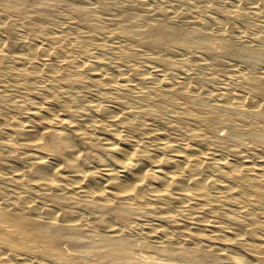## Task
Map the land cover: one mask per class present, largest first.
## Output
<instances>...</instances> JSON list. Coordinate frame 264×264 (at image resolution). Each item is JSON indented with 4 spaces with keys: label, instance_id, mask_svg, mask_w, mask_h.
<instances>
[{
    "label": "bare ground",
    "instance_id": "1",
    "mask_svg": "<svg viewBox=\"0 0 264 264\" xmlns=\"http://www.w3.org/2000/svg\"><path fill=\"white\" fill-rule=\"evenodd\" d=\"M90 1L0 0V264H264V73L183 58L264 60L222 38L260 5Z\"/></svg>",
    "mask_w": 264,
    "mask_h": 264
},
{
    "label": "rangeland",
    "instance_id": "2",
    "mask_svg": "<svg viewBox=\"0 0 264 264\" xmlns=\"http://www.w3.org/2000/svg\"><path fill=\"white\" fill-rule=\"evenodd\" d=\"M101 1L107 2L109 0H105V1L101 0ZM129 1H131V3L136 7L135 12L139 16L146 17V19H148V21L150 20V22L154 21L157 18H161L162 20H165V21H172L173 20L169 17H160L158 15L156 16V15H152V14L143 12V10H141L140 7H138V5H136L137 0H129ZM199 1H200V4L198 3L199 5L197 4L198 6L194 7L193 4H191L193 2V0H170V4L174 3L175 5H178V7L176 8V14H177L178 18H175L174 21L177 24H179L180 26L185 27V28L193 27L192 24H193L194 20L195 21H197V20L203 21L210 14H218V15L223 14L224 8H222V6H223L224 1L230 2V4L232 5V4L236 3L237 1H244V0H199ZM248 1L251 2V4L260 5L261 8L259 9L258 15L257 16H252L251 14L247 15L248 18L246 20V24H244L245 25L244 26V32H242V34H240V37H238V35H236L235 33H233V34L227 33V34H224L222 36V38H224V39L227 38L229 40L231 39L232 42H235V44L239 45L242 48L263 49L264 50V44H261L260 42H258V37L260 35L264 34V0H248ZM90 2H89L90 6L91 5L95 6L94 0H91ZM168 6H169L168 4H162L161 5V7L165 8V9H166V7L168 8ZM242 7H243L244 11L248 12L249 8H248L247 4H245V3L242 4ZM111 10H112L111 7L107 6L106 8L103 9V13L106 12L109 15H111L110 13L112 12V15H114L115 12L113 10L112 11ZM225 12L227 13L225 15L230 19L231 22L238 20V16L236 15L235 12H233L231 10H227ZM108 14H106V15H108ZM181 16H183V17H181ZM105 17L106 16H104V18ZM184 17H186V18H184ZM113 18L115 19L116 17L113 16ZM106 19H108V17H106ZM215 37H217V39L219 40L218 35L215 34ZM217 39H215V41H217ZM186 54H185V56L183 54L181 56L174 57L173 61L175 63L179 64L181 62L180 57L182 58L184 56L183 58L186 59L184 64L186 66H189V68H191L190 71H192V72L194 71L193 73H197L193 69H197V67H198L197 65H199V68L197 69V70H199L198 71V73H200L199 75L202 78L206 79L207 74L211 73L208 75H210L213 78L214 83L213 82L212 83H213V86L215 88H221L223 86V83H224L223 81H224V78L226 76H229V77L232 76L233 78H236V80H239L240 77H248V76L249 77H257L260 74L262 75L264 73V60L263 59H262V61L257 60L258 62L255 60L256 62L253 63L254 60H251L252 62H250V60H248V61L242 60L237 56H234V57L230 56L232 59H230L229 56H228V58L223 56L224 58L219 57L216 60H213L211 62L207 61V62H209V64L207 65L203 62L198 63V58L195 55L188 54V53H186ZM192 56H193V58H192ZM137 58H139V56H137ZM175 58H177V59H175ZM226 59H229V60H226ZM223 61L228 62L227 64L225 63L226 66L223 63ZM214 63H216V65H214ZM245 63H247V64H245ZM235 65L238 67L236 68ZM232 66L235 67V70ZM183 68H185V67H183ZM183 68L180 67V69H183ZM186 72L190 74L189 70ZM210 76H208V77H210ZM129 108L130 107H128L127 109H129ZM217 129H218L219 133L221 132L220 134H224L225 128L218 126ZM96 148H98V150L102 151V148H100L99 146H97ZM13 154H14L13 152L6 153V155H8V156H13ZM257 156L258 155H252L251 157H253L255 159V158H257ZM85 162H86V164H85ZM85 162H84L85 166L91 167V165H92L93 168L95 167L94 166L95 162L93 160H89V161L86 160ZM23 164H25V161H23ZM149 244L150 243L148 241H143L142 247H141L142 250L147 251ZM138 249H139V247L134 248V252L139 253L140 249L139 250ZM153 256H155L156 261H159V260L161 261V257L159 255L157 256V255L153 254Z\"/></svg>",
    "mask_w": 264,
    "mask_h": 264
}]
</instances>
